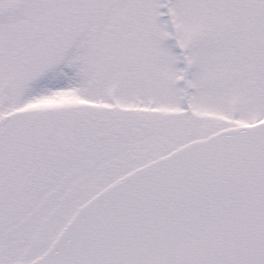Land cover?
Segmentation results:
<instances>
[{"label":"snow or ice","instance_id":"6c2138e0","mask_svg":"<svg viewBox=\"0 0 264 264\" xmlns=\"http://www.w3.org/2000/svg\"><path fill=\"white\" fill-rule=\"evenodd\" d=\"M0 264H264V0H0Z\"/></svg>","mask_w":264,"mask_h":264}]
</instances>
